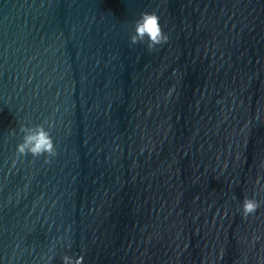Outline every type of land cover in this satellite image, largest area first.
Instances as JSON below:
<instances>
[{
    "label": "water",
    "instance_id": "water-1",
    "mask_svg": "<svg viewBox=\"0 0 264 264\" xmlns=\"http://www.w3.org/2000/svg\"><path fill=\"white\" fill-rule=\"evenodd\" d=\"M65 255L264 264V0H0V264Z\"/></svg>",
    "mask_w": 264,
    "mask_h": 264
},
{
    "label": "clouds",
    "instance_id": "clouds-1",
    "mask_svg": "<svg viewBox=\"0 0 264 264\" xmlns=\"http://www.w3.org/2000/svg\"><path fill=\"white\" fill-rule=\"evenodd\" d=\"M167 41L168 36L162 31L159 17L154 12H142L139 19L134 22V32L129 37L130 45L146 42L147 50L152 51L156 46L165 44ZM46 124L47 128L45 127ZM51 127L52 125L46 121L34 126L21 125L19 133L22 134V141L16 145V158L19 159L30 155L35 159L45 156L44 163H50L51 161L48 157H55L57 155L50 134ZM260 206L259 201L245 197L241 205L242 218L246 219L248 216L254 215ZM51 259L52 257L48 258V264H50ZM83 259L82 255L75 259L67 255L61 258L62 264H83Z\"/></svg>",
    "mask_w": 264,
    "mask_h": 264
}]
</instances>
